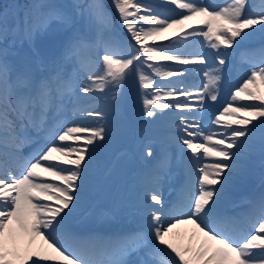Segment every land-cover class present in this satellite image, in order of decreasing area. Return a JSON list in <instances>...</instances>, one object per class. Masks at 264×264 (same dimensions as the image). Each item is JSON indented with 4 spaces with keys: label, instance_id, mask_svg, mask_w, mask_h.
I'll return each instance as SVG.
<instances>
[{
    "label": "snow or ice",
    "instance_id": "obj_1",
    "mask_svg": "<svg viewBox=\"0 0 264 264\" xmlns=\"http://www.w3.org/2000/svg\"><path fill=\"white\" fill-rule=\"evenodd\" d=\"M162 3L182 10L179 17H168L143 0H111L128 40L111 35L114 21L104 0H74L68 6L32 0L22 15L13 14L12 23L0 13V264H264V192L248 200L242 214L230 215L223 208L258 137L264 150V47L250 53L259 62L246 60L252 65L247 79L208 124L198 113L207 110L206 102L218 99L225 85L227 54L206 61L205 53L179 50L189 35L203 36L217 50L232 48L257 32L264 36V0H227L220 7L203 0ZM78 20L87 22V31L77 28ZM54 25L64 34L45 48L37 46V38L48 36ZM173 28L184 33L180 41L155 43ZM149 40L152 45L146 44ZM159 61L205 65L195 108L187 101L160 102L193 93L173 83L157 84V77L184 71L155 63ZM132 81L142 90L147 117L169 108L188 112L179 117L176 131L160 141L159 150L150 143L145 147L153 167L144 173L134 211L139 225L80 235L70 218L98 155L117 131L99 122L107 113L92 105L105 100L118 108ZM31 146L25 155L24 148ZM173 163L187 179L174 200H165L160 189ZM13 221L19 236L29 237L26 249ZM181 224L198 230L185 246L168 239ZM198 236L197 247L191 241ZM37 239L47 250H32Z\"/></svg>",
    "mask_w": 264,
    "mask_h": 264
},
{
    "label": "rangeland",
    "instance_id": "obj_2",
    "mask_svg": "<svg viewBox=\"0 0 264 264\" xmlns=\"http://www.w3.org/2000/svg\"><path fill=\"white\" fill-rule=\"evenodd\" d=\"M156 0L155 2H157ZM19 2H25L26 6H28L32 0H19ZM48 2L58 5H64L68 6L71 5L72 2L69 0H48ZM158 2L162 3V0H159ZM218 0H214V3L216 4ZM227 2V1H226ZM13 8L18 6V4L14 1H11ZM170 4V3H169ZM162 5H165L162 3ZM157 9V6L155 7ZM112 14V18L114 21L111 35L115 36L119 40H128L130 39V35L127 32V30L121 25L120 19L117 15L116 9L110 10ZM0 13H6L8 15V22L12 23L13 19L10 17V3L7 0H0ZM21 15L23 14L21 11H18ZM82 24V21L77 22V27ZM61 29V32L64 34V29ZM246 31V30H245ZM170 32V31H169ZM168 32V33H169ZM258 33V32H257ZM62 34V35H63ZM61 35V36H62ZM61 36L56 37H47L45 39V47L49 44L51 40L54 38H58ZM241 38H237V41L239 42ZM161 40V39H160ZM152 41V40H149ZM257 41V38H250L248 40L243 41V43L234 44L232 48H228L227 46L222 45L217 52L218 53H226L227 54V60L230 62L229 68L230 71L228 75L230 78L234 79L239 71H248L249 70V63L246 62V60L242 61V51H245L247 53V58L251 59L252 56H250L249 49L251 48L252 44H255ZM37 46H41V41H36ZM202 49V43L195 44L191 48H186V52L194 51L199 52ZM23 51L27 52L28 48L27 45H25V48ZM200 63H193L191 66H200ZM193 76L199 77V71L195 69L192 71ZM157 83V78H156ZM143 93L142 90L139 89L138 85L135 81H132L129 83L123 90L122 95L120 97V104L118 106L119 114L117 115V118L115 120L116 126L119 128L122 137L118 142H111L110 146L113 153H118L121 150L127 149V143L128 140L132 137H135L139 142L140 146L139 149H136L135 152L140 157L138 161L133 165V168L136 170H139L143 173H145L150 166V159L144 158L142 156L144 152V148L147 145L149 141H153L156 137H161L163 135L162 129H155L154 126L161 127L165 125L167 122L166 120V112L168 109H166L163 113H158L157 117L155 118H149L147 117L144 112V105H143ZM103 164H105V161H103ZM136 185H139V181L135 182ZM181 228V230L178 228ZM174 230H176L174 233H170L168 239L172 242L182 243L186 241V238H190L192 236V231L196 230L195 227L191 224H181L177 225ZM14 229L15 227L12 226ZM183 233V235H181ZM195 245V244H194ZM196 246V245H195Z\"/></svg>",
    "mask_w": 264,
    "mask_h": 264
},
{
    "label": "bare ground",
    "instance_id": "obj_3",
    "mask_svg": "<svg viewBox=\"0 0 264 264\" xmlns=\"http://www.w3.org/2000/svg\"><path fill=\"white\" fill-rule=\"evenodd\" d=\"M173 29H170L169 31H171ZM168 35V33L166 34ZM100 208H101V205L98 204L97 206H95L91 211H90V214L89 216L91 217L94 213H97L100 211ZM81 221V220H79ZM13 226V225H12ZM16 231H17V234L19 235V226L15 227ZM175 229V228H174ZM172 231V233H174L176 230ZM192 236H193V232H192ZM28 240H29V237H24V239H21V241H24L23 243L24 244H27L28 245ZM201 240V239H200ZM200 240H194L196 242V245L199 246V242ZM41 246L43 247V249L47 250V245L43 244V241L40 240V239H37L35 241L34 244L31 245V248H33L34 250H40L41 249ZM50 251V250H49Z\"/></svg>",
    "mask_w": 264,
    "mask_h": 264
}]
</instances>
